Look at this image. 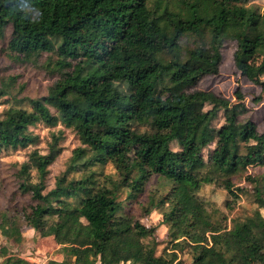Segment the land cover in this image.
Segmentation results:
<instances>
[{"label": "trees", "instance_id": "trees-1", "mask_svg": "<svg viewBox=\"0 0 264 264\" xmlns=\"http://www.w3.org/2000/svg\"><path fill=\"white\" fill-rule=\"evenodd\" d=\"M246 1L215 0L214 11L198 0H0V70L10 72L0 102L16 82L26 87L24 70L57 77L23 95L28 107L0 110V157L33 147L6 169L9 193L0 177V233L15 244L23 225L53 235L63 259L46 264H264V124L240 119L239 87L234 103L197 86L219 74L224 31L236 27L235 68L264 101V6ZM207 50L213 60L200 57ZM65 129L79 144L48 189ZM107 163L116 174L100 182L94 167ZM206 184L230 195L227 210L200 193ZM144 192L161 214L152 226L125 205ZM242 194L251 208L231 215ZM0 257L36 264L5 246Z\"/></svg>", "mask_w": 264, "mask_h": 264}, {"label": "rangeland", "instance_id": "rangeland-1", "mask_svg": "<svg viewBox=\"0 0 264 264\" xmlns=\"http://www.w3.org/2000/svg\"><path fill=\"white\" fill-rule=\"evenodd\" d=\"M208 5L212 10L216 11L215 0H198ZM246 5H258L259 7L264 6V0H247ZM237 30L236 27H227L224 31V40L222 46V55L223 59L220 65L219 74L215 76H206L199 83L198 87L207 88L212 90L213 92L225 96L234 103H237L238 100L234 96L235 90L239 87L240 92L243 95L241 102L243 104L237 105V111H239V116L241 120H244L248 115L251 114L259 124L260 128L264 124V101L259 103L253 102V95H256L259 91L250 81L246 78L241 77L235 68L233 62V51L235 49V42L233 41V34ZM200 57L205 60H213L214 53L210 50L203 51L200 54ZM261 57H255L253 63L260 62ZM2 63L0 62V67ZM192 67V63H189L186 66V70H189ZM8 74L10 72H5V70H0V76L3 74ZM262 77H264V72L262 73ZM27 79L26 87L23 90H20V85L18 82L11 88L9 91V97L15 96L11 100H7L4 104L0 102V110L4 109L6 105L13 103L16 106L28 107L27 103L23 101V95L25 93H30L29 95H36L44 92L47 87L57 78L56 76H46L43 73L38 71H30L24 70L23 77L20 79ZM163 100L165 102H172L170 93L168 91L165 92ZM157 117L162 116L161 113L154 114ZM221 118L217 122H220ZM35 134L39 136V141L35 145L36 147L44 150L46 148V139L48 136V130L43 125H38L32 128ZM64 146V150L57 157V159L50 165V173L47 178V187L48 189L53 185L54 175L58 174L65 168V163L67 158L71 155V152L74 147H76L79 142L76 136L69 130L65 129V139L62 142ZM30 146L28 149H16L10 150L8 153L3 154L0 157V177H3V184L7 188V192L9 193L10 186L8 184L7 177V168L11 162L22 161L26 158V153L28 150L32 149ZM177 149V146H175ZM94 170L99 173L98 178L99 181L102 182L106 176H114L116 171L111 163H107L105 165H98L94 167ZM84 174V172H74L71 175L74 177H80ZM150 183L147 185L149 188ZM200 193L207 198L209 201H213L217 203V205L223 209L227 210L224 206V202L227 199H231L230 195L224 191L223 189L213 185L206 184L201 189ZM6 194H2L0 191V210L7 205V201L5 199ZM21 201L27 202V197L20 198ZM252 198L246 194H242L241 198L237 204V206L230 211L231 215H236L242 212L245 208H251ZM126 208L135 216V218L139 219L142 223L147 226H152L158 223L161 219V214L158 210L152 209L148 199L147 194L144 192L140 194L136 200L132 202L127 201L125 203ZM22 232V242L19 244L13 243L10 238L9 232L7 234L0 233V246H5L8 248L9 253L19 255L31 262L36 264H46L49 259L62 260L63 255L60 254L57 250L58 244L55 242L53 235L49 234L44 237H41L37 232L31 229L28 226L23 225L21 227ZM167 235V228L165 225H160L156 232V237L158 241H165ZM163 245L158 247V252L161 250ZM9 255V254H8ZM188 264H191V261L187 255L183 256ZM3 257H0V264L2 263Z\"/></svg>", "mask_w": 264, "mask_h": 264}]
</instances>
